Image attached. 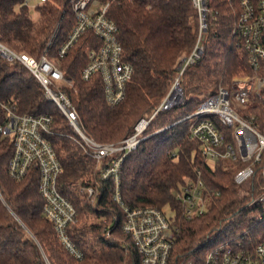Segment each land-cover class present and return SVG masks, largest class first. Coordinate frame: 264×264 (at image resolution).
<instances>
[{"label":"trees","instance_id":"trees-1","mask_svg":"<svg viewBox=\"0 0 264 264\" xmlns=\"http://www.w3.org/2000/svg\"><path fill=\"white\" fill-rule=\"evenodd\" d=\"M238 1H211L214 15L205 34L204 53L186 68L180 81L184 101L158 112L138 148L122 163L119 189L126 206L162 209L170 205L176 211L178 231L168 264H202L211 241L240 239L254 247L264 240V208L258 201L252 203L261 193L260 166L249 188L238 186L234 181L237 168L229 162L207 161L189 132L193 113L206 97L219 85L229 86L234 77L252 73L248 53L232 35ZM108 16L118 25L125 60L134 67L120 103H106L99 74L82 78L87 50L99 45L92 32L81 37L61 59L63 71L74 82L66 92L77 108L83 130L102 143L124 140L140 119L154 113L174 84L179 62L195 47L199 32V16L192 0H115ZM74 23L68 0H49L35 11L24 6L23 0H0L2 41L18 53L56 57ZM0 100L14 104L19 114L53 116V133L48 137L63 167L58 188L76 209L77 220L68 230L83 254L76 258L64 247L53 223L44 216L39 173L31 170L20 181L9 175L13 142L0 133V264H141L132 237L123 230L126 214L114 199L117 185L101 175L119 155L98 162L86 154L69 137L72 128L46 98L39 80L21 62L1 56ZM251 110L264 128V105ZM4 120L0 108V125ZM198 169L210 194V206L203 215L187 220L173 188L194 177ZM80 185L94 187V201ZM261 214L262 219L258 218Z\"/></svg>","mask_w":264,"mask_h":264},{"label":"built area","instance_id":"built-area-1","mask_svg":"<svg viewBox=\"0 0 264 264\" xmlns=\"http://www.w3.org/2000/svg\"><path fill=\"white\" fill-rule=\"evenodd\" d=\"M48 1L23 0V5L35 11ZM113 1L68 0L75 23L56 57H50L47 53L40 57L26 52L18 53L3 43L1 33L0 56L10 62H21L39 80L46 98L59 108L72 128L73 133L69 137L86 154L98 162L119 155L102 169L101 175L103 179L112 178L117 185L114 199L126 214L123 230L132 237L141 264H168L178 231L175 209L170 205L162 209H132L126 206L119 189L120 172L126 155L136 150L145 138L144 132L153 117L184 101L180 81L186 68L196 64L204 53L205 34L214 15L210 6L212 0H192L199 16L197 42L192 52L179 62L180 70L174 84L154 113L149 118L140 119L134 132L124 140L102 143L83 130L77 108L66 92L67 88L73 87L74 82L63 71L61 59L81 37L92 32L99 39V45L87 50L88 63L82 71V78L88 80L95 73L99 74L105 101L109 106H115L125 98L134 67L125 60L124 49L118 38V25L108 16ZM238 2L239 13L233 24L232 35L248 53L252 73L234 77L229 86L219 85L215 93L206 97L193 113L189 132L190 137L199 142L201 153L207 161L215 164L229 162L237 168L234 181L238 186L249 188L250 180L260 166L261 193L252 203L258 201L263 206L264 128L260 127L251 109L264 105V0ZM0 108L5 116L0 133L10 137L14 147L8 165L9 175L20 181L31 170L39 173V191L45 200L44 216L53 223L63 246L76 258H82L83 254L71 240L68 230L77 220L76 209L58 188L63 167L48 137L53 133V116L19 114L14 104L1 100ZM219 125L225 126L227 130H222ZM80 189L90 200H95L93 186L80 185ZM173 196L181 205L183 217L187 220L203 215L210 206V194L200 169L196 170L194 177L187 178L179 187L173 188ZM258 218L262 219L263 215ZM202 264H264V240L254 247H248L240 239L213 243Z\"/></svg>","mask_w":264,"mask_h":264},{"label":"water","instance_id":"water-1","mask_svg":"<svg viewBox=\"0 0 264 264\" xmlns=\"http://www.w3.org/2000/svg\"><path fill=\"white\" fill-rule=\"evenodd\" d=\"M176 70L179 71L180 70V66H177ZM180 91H181V94H182V98L184 99V94H183L182 88L180 89Z\"/></svg>","mask_w":264,"mask_h":264},{"label":"rangeland","instance_id":"rangeland-1","mask_svg":"<svg viewBox=\"0 0 264 264\" xmlns=\"http://www.w3.org/2000/svg\"><path fill=\"white\" fill-rule=\"evenodd\" d=\"M34 17V16H33ZM35 18V17H34ZM173 86V85H172ZM172 88V87H171ZM263 207H264V205H263ZM221 237V236H220ZM216 239H219V238H216ZM209 245H212L213 244V242L211 241L210 243H208ZM208 245V246H209Z\"/></svg>","mask_w":264,"mask_h":264}]
</instances>
